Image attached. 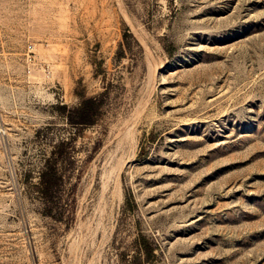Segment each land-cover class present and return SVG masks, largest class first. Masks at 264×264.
Masks as SVG:
<instances>
[{"label":"rangeland","instance_id":"obj_1","mask_svg":"<svg viewBox=\"0 0 264 264\" xmlns=\"http://www.w3.org/2000/svg\"><path fill=\"white\" fill-rule=\"evenodd\" d=\"M0 264H264V0H0Z\"/></svg>","mask_w":264,"mask_h":264},{"label":"trees","instance_id":"obj_2","mask_svg":"<svg viewBox=\"0 0 264 264\" xmlns=\"http://www.w3.org/2000/svg\"><path fill=\"white\" fill-rule=\"evenodd\" d=\"M97 99L95 97L84 99L81 103V105L77 109V116H78V122L82 125H90L94 123V119L92 118V112L94 111L95 107L97 106ZM43 181L44 184V191L45 193L51 191L53 189V185H55L56 180L59 178L58 176V167L55 164L54 166H51L49 170L43 171ZM50 174V178L45 179L47 175ZM140 245L144 248V250L148 253L152 252L153 248L150 246V243L142 239V242H140Z\"/></svg>","mask_w":264,"mask_h":264}]
</instances>
